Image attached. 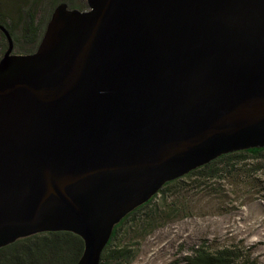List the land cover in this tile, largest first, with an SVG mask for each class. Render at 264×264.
<instances>
[{
  "label": "water",
  "instance_id": "1",
  "mask_svg": "<svg viewBox=\"0 0 264 264\" xmlns=\"http://www.w3.org/2000/svg\"><path fill=\"white\" fill-rule=\"evenodd\" d=\"M0 59V249L113 230L170 182L264 148V0H86Z\"/></svg>",
  "mask_w": 264,
  "mask_h": 264
},
{
  "label": "rangeland",
  "instance_id": "2",
  "mask_svg": "<svg viewBox=\"0 0 264 264\" xmlns=\"http://www.w3.org/2000/svg\"><path fill=\"white\" fill-rule=\"evenodd\" d=\"M63 2L0 0V19L12 27L16 39L13 54L26 55L28 29H46L47 15ZM77 2L87 9L86 0ZM232 162L236 168L225 170ZM258 164L261 160L245 155L242 161L213 166L218 171L214 175L202 169L163 187L118 229L112 250L127 257L124 264H183L184 257L204 247L264 264V176L253 172Z\"/></svg>",
  "mask_w": 264,
  "mask_h": 264
},
{
  "label": "trees",
  "instance_id": "3",
  "mask_svg": "<svg viewBox=\"0 0 264 264\" xmlns=\"http://www.w3.org/2000/svg\"><path fill=\"white\" fill-rule=\"evenodd\" d=\"M76 0H64L63 3H67L71 9H79L84 11L86 8L85 3H75ZM51 15L48 14L47 18L50 19ZM10 18V17H9ZM12 18H10L11 20ZM0 25L3 26L10 34L14 48L16 46V39L12 32V27L7 25L0 19ZM33 28V27H32ZM29 28L27 36L23 40L29 48H25L24 54H31L37 49L39 42L45 29L40 32L39 29ZM8 48L7 38L5 34L0 33V59L5 54ZM23 53V52H22ZM245 155L252 156L261 160V164H258L253 168V172H262L264 176V148L251 149L248 151L236 152L228 155H224L217 160L205 165L191 173H198L203 171L202 169H210L217 164L231 159L243 160ZM225 170L229 169L228 166L236 168L234 163H226ZM245 169V168H244ZM244 169H237V171H243ZM219 170V169H217ZM233 169H229V172ZM218 171L212 170L210 174L217 173ZM246 173V171H245ZM210 175V176H212ZM176 181V180H175ZM174 182V181H173ZM172 183V182H170ZM167 183L165 186L169 185ZM164 186V187H165ZM155 195L148 203L137 208L135 211L127 215L118 225L115 226L112 236L104 248L100 264H124L127 262V257L122 253L112 250V244L117 237L118 229L125 223V221L134 215L137 211L150 204ZM84 252V241L77 235L70 232H55V233H41L25 239L16 241L15 243L0 249V264H77ZM183 264H256L246 257H240L237 253L230 251L211 252L207 248H198L190 255L183 258Z\"/></svg>",
  "mask_w": 264,
  "mask_h": 264
},
{
  "label": "flooded vegetation",
  "instance_id": "4",
  "mask_svg": "<svg viewBox=\"0 0 264 264\" xmlns=\"http://www.w3.org/2000/svg\"><path fill=\"white\" fill-rule=\"evenodd\" d=\"M0 33H2V31L0 30Z\"/></svg>",
  "mask_w": 264,
  "mask_h": 264
}]
</instances>
